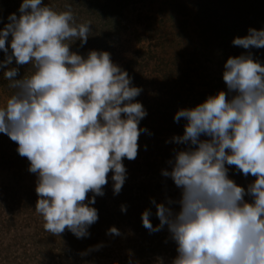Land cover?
Wrapping results in <instances>:
<instances>
[{
    "label": "clouds",
    "instance_id": "1",
    "mask_svg": "<svg viewBox=\"0 0 264 264\" xmlns=\"http://www.w3.org/2000/svg\"><path fill=\"white\" fill-rule=\"evenodd\" d=\"M65 8L23 0L19 16L10 14L0 29V70L7 69L3 77L14 90L0 107V133L17 143L37 177L35 211L44 230L60 236L67 229L81 239L99 219L92 205L105 195L110 172L113 194L121 192L127 179L123 160L136 159L138 139L148 131L139 125L148 113L136 100L143 89L109 52L70 51L67 42L86 44L92 25L78 23L71 6ZM232 44L248 51L225 62L227 93L209 95L174 115L175 122L186 123L183 135L169 142L186 148L175 150L167 162L171 170L162 175L173 180L180 198L167 204L151 200L155 227L151 209L141 215L150 233L167 227L177 252L171 264H264V64L251 51L264 48V28H249ZM13 60L30 64V72L17 79ZM226 165L256 179L245 189L229 178ZM107 234L121 232L113 226Z\"/></svg>",
    "mask_w": 264,
    "mask_h": 264
},
{
    "label": "trees",
    "instance_id": "2",
    "mask_svg": "<svg viewBox=\"0 0 264 264\" xmlns=\"http://www.w3.org/2000/svg\"><path fill=\"white\" fill-rule=\"evenodd\" d=\"M149 54L155 57L157 54L161 55L158 51L156 54L154 47L142 45L137 51V56L119 66L126 70L129 76L138 67L140 80L143 77V80L147 81L151 77L152 65L156 60ZM175 82L176 80H171L161 84L166 91L159 103H151L147 98L143 100L148 114L141 121L142 125L149 127L147 123L157 116L159 123L155 122V129L148 128V131H151L150 136L139 138L136 159L123 160L127 179L118 195L113 194L112 173L108 174L109 182L104 186L105 195L97 196L96 203L92 205L98 210L99 219L89 228L90 236L87 238L78 239L67 229L60 236H54L44 230L45 221L35 211L38 199L35 191L37 177L28 171L30 162L26 157L19 155L17 164L12 163L10 156L7 157L11 148L7 154L0 149V264H129V261L132 264H161V261L163 264H171L177 252L167 227L162 231L150 233L144 228L141 215L144 210L151 209L150 220L155 227L159 220L151 200L167 204L169 199L180 198V189L175 186L173 180L162 175V170H171L167 162L174 158L175 150L186 148L185 145L169 142L173 136L184 133L186 120L175 122V113L182 108H193L204 102L209 95L216 94L206 90L197 92L196 96L191 95L190 99L194 83L184 87L182 81L180 84L178 82L179 85ZM137 87L143 89L141 96L136 98L140 101L148 90L145 86L142 87V83H138ZM167 109H171L172 113L164 112ZM153 134L156 136L154 142V137H151ZM201 139L209 138L202 136ZM17 147L15 143L13 150ZM146 168H155L153 176L151 172L148 174L152 169ZM228 168L229 178L245 189L256 179L250 174L245 178L242 173L237 172L235 166ZM91 196L92 193H88V197ZM245 200L251 203L250 196H246ZM121 205L126 206V212L121 211ZM170 207L179 210L178 204ZM113 226L120 230V236L107 234ZM97 245L102 247L90 251Z\"/></svg>",
    "mask_w": 264,
    "mask_h": 264
},
{
    "label": "rangeland",
    "instance_id": "3",
    "mask_svg": "<svg viewBox=\"0 0 264 264\" xmlns=\"http://www.w3.org/2000/svg\"><path fill=\"white\" fill-rule=\"evenodd\" d=\"M22 2L0 0V29L9 22L7 17L10 14L19 16L18 9ZM44 3L58 11L66 10L65 5H70L78 23H91L92 33L86 44L81 46L79 40L67 42L72 43V52L86 56L91 50L107 51L118 65L137 56L142 45L154 47L156 54L160 52L161 55L157 54V57L149 54L156 59L152 65L151 79L145 81L141 77L140 80L138 67L130 76L134 86L142 83V87L148 90L139 101L143 106L146 98L151 103H159L166 91L161 84L171 80H176V85L182 81L184 87L194 83L190 99L191 95L196 96L197 92L206 90L216 94L219 91L227 93L223 66L229 57L248 51L234 46L233 39L247 35L249 28H264V0H44ZM10 41L11 36L6 42L9 52ZM251 51L254 59L264 64V48H252ZM4 59L5 53L0 51V61ZM10 67L19 68L17 79L31 70L30 64L17 65L15 60ZM5 70H0V107L14 91L8 87L10 82L3 77ZM161 108L164 109V106ZM167 111L172 113L171 109L164 110ZM156 118L147 123L149 127L142 123L139 127L155 129V122L159 123ZM150 132L141 133L140 137L150 136ZM151 137H154V142L155 134ZM15 143L6 134L0 133V149L7 154L11 148L7 157L10 156L12 163L19 158L17 149L13 150ZM150 169L148 174L151 172L153 176L155 168Z\"/></svg>",
    "mask_w": 264,
    "mask_h": 264
}]
</instances>
